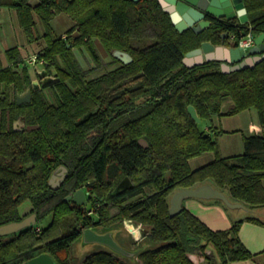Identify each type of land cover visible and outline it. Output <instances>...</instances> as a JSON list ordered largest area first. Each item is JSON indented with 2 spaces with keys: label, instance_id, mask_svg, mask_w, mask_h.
Segmentation results:
<instances>
[{
  "label": "trees",
  "instance_id": "trees-1",
  "mask_svg": "<svg viewBox=\"0 0 264 264\" xmlns=\"http://www.w3.org/2000/svg\"><path fill=\"white\" fill-rule=\"evenodd\" d=\"M37 1L0 0V7L16 11L30 43L38 39L36 18L43 25L47 45L38 57L46 62L43 74L57 80L51 87H34L18 47L6 51L7 64L0 57V227L23 221L26 201L38 220L0 236V264H25L45 254L56 264H74L71 251L84 230L110 231L124 221L145 226L155 247L139 252L135 263L104 248L85 255L81 264L255 260L239 238L243 220L214 231L186 208L172 217L169 196L212 181L236 202L264 206V133L245 137L243 154L221 157L218 143L188 113L195 107L203 121L255 109L264 129V60L229 73L219 61L193 67L184 62L205 42L233 40L239 46L250 31L256 38L264 34V0H243L247 23L208 17L211 26L201 33L179 32L159 0ZM62 13L75 26L55 37L51 22ZM96 40L120 66L93 78L102 61ZM75 50L85 51L96 66L84 68ZM116 50L133 61L122 63ZM28 89L31 102L19 105L17 95ZM227 101L233 105L223 113ZM19 120L23 128L15 127ZM209 152L215 159L193 170L190 161ZM59 168L67 173L54 188L50 179ZM80 190L86 206L66 201ZM51 215L50 225L38 230ZM67 216L73 223L59 234Z\"/></svg>",
  "mask_w": 264,
  "mask_h": 264
},
{
  "label": "water",
  "instance_id": "water-1",
  "mask_svg": "<svg viewBox=\"0 0 264 264\" xmlns=\"http://www.w3.org/2000/svg\"><path fill=\"white\" fill-rule=\"evenodd\" d=\"M135 2L139 0H134ZM160 4L166 12L171 15L176 29L183 33L192 29L195 33H201L211 26V21L208 17L214 19H225L232 21L239 19L242 24L249 21L248 12L243 0H159ZM228 35L224 36L227 37ZM215 46L210 42L202 44L201 48L189 52L184 62L188 67H193L195 64L204 62L202 58L193 59L194 56H200L202 53L214 51ZM233 62L234 66L222 65L224 72L229 73L239 71L247 68H253L264 60V34L256 38V44L251 49H245L241 46L233 48ZM114 56L121 60L124 64H130L133 58L130 54L116 50ZM214 60L212 55H208L206 61ZM46 76V74H42ZM57 80H51L45 86L53 85ZM34 87L38 88L39 84L34 82ZM32 99V91L28 89L26 92L17 95V103L22 105L30 103ZM188 113L192 119L200 124L202 122L197 110L193 106L188 107ZM140 143L147 147L148 144L145 140ZM66 171V169H64ZM201 199V200H218L222 201L228 208L237 209L243 208L241 203L232 202L229 197L221 190L215 188L210 183H205L194 188L182 189L176 191L170 200V215L173 217L183 210V201L185 199ZM72 200L78 205L86 206L87 199L83 190L78 191L73 197L70 196L66 201ZM37 216L34 214L31 217L25 218L21 222H14L0 227V236H6L18 233L30 226L35 225ZM119 230L114 229L110 231L100 232L96 229L84 230L81 240L87 245H98V247L106 248L122 257L130 259L132 263L137 260L139 252L136 249H130L125 246L121 240L118 239ZM25 264H56L49 255H41Z\"/></svg>",
  "mask_w": 264,
  "mask_h": 264
},
{
  "label": "rangeland",
  "instance_id": "rangeland-1",
  "mask_svg": "<svg viewBox=\"0 0 264 264\" xmlns=\"http://www.w3.org/2000/svg\"><path fill=\"white\" fill-rule=\"evenodd\" d=\"M33 4H37V0H32ZM37 21V40L30 43L22 28L19 25V21L17 18V13L13 9L2 8L0 7V57L3 58L4 62L7 64L6 60V51L12 47H18L23 57L28 59L32 55L39 54L47 45L43 34L45 33L43 25L36 18ZM75 26V22L65 13L58 15L51 22L52 31L55 37H63L66 36L67 32ZM232 41V40H231ZM96 42V47L98 49V53L102 58L101 66L98 68L97 74L93 76V78L100 77L104 75L106 72L119 67L120 64H116L110 54L103 45L99 41ZM77 57L82 64V66L86 69L94 68L96 65L92 62L90 56L83 51L81 53L79 50H75ZM42 67L29 66L30 74L33 78L34 82H37L39 85L45 84L52 77L50 75L43 76ZM47 95L50 96L52 93L50 90L46 91ZM10 98L14 99V93L10 91ZM227 108H225V111ZM255 110V109H253ZM256 111V110H255ZM254 111V112H255ZM257 112V111H256ZM242 121V122H241ZM199 125V129L204 132L206 135L210 136L214 141H216L219 145V155L221 157H229V155H241L244 153V138L250 137L254 135H261L264 131L263 127L260 125L259 118L255 115H250L249 113H245L240 115L239 117L235 116H215L211 119L203 120ZM16 128H23L24 123L22 121H17L15 123ZM233 131L226 133L224 132L222 135L221 131ZM212 159L215 158V154L213 152H209ZM207 155V154H206ZM206 155L200 157L195 162L199 165H204L207 162ZM204 164H201V163ZM210 162V161H209ZM194 164V162H193ZM194 168L193 170H195ZM198 169V168H197ZM67 170L64 171L63 168H59L51 177L50 184L54 188L58 187L65 178ZM180 190V189H179ZM175 190L174 192H176ZM174 192L169 196V200L173 196ZM188 204V200L185 201V205ZM21 215L24 218L31 217L34 215V208L30 201H26L20 208ZM53 216H49L41 225L38 227L41 230L43 227H48L52 222ZM74 218L71 216H67L63 219L60 224L59 234H62L66 229L69 228V225L73 223ZM38 220L35 224H37ZM133 227L132 231L130 227ZM37 227V228H38ZM119 236L123 242L131 245L134 249L137 248L138 251H144L148 249H152L155 247L150 241L147 240V229L143 225H139L133 221H124L122 226L118 227ZM103 249L98 247V245H85L83 241L80 239L76 242L72 248L71 255L74 260V264H81L83 257L89 253H92L96 250ZM212 250V249H211ZM210 251V250H209ZM215 252V251H214ZM216 253V252H215ZM130 263V261H128Z\"/></svg>",
  "mask_w": 264,
  "mask_h": 264
},
{
  "label": "crops",
  "instance_id": "crops-1",
  "mask_svg": "<svg viewBox=\"0 0 264 264\" xmlns=\"http://www.w3.org/2000/svg\"><path fill=\"white\" fill-rule=\"evenodd\" d=\"M233 42L234 41L232 40L227 45H217V46L214 45L215 46L214 51L208 53H202L200 56H194L193 59L196 60L197 58L200 57L204 61H206L207 56L212 55L214 57V61H219L222 63V65L226 64L232 67L236 64L233 62V58H234L233 48L235 47L233 45ZM232 105L233 103L231 101H227L226 103H224L223 113L228 112V110L232 107ZM225 108H227L226 111ZM254 111L255 110L253 109L244 111L236 115L235 118L245 113H249L250 115H255L256 117L259 118L258 112L256 111L254 112ZM224 132L229 133L233 131L225 130ZM206 154L204 155H206V157L208 158L207 159L208 163L209 161L211 162L212 160L215 159L214 157L212 159L210 154L208 153ZM232 156L235 155H229V157ZM200 157L192 159L190 161V165L192 169L194 168L197 169L203 166L195 162L197 159H200ZM201 164L204 163L202 162ZM207 183H210L215 188H217L212 181ZM263 185H264V181H263ZM223 192L229 197V199L232 202L241 203L234 201L231 198V195L228 191H223ZM186 200H188L187 205H185ZM243 205H244L243 208L230 209L223 202L221 203L218 200H201L195 198L185 199L182 204L183 208L188 209L192 214L198 217L202 222H204L210 229L214 231L230 230L235 222L239 220H243L244 223L241 226L239 238L243 243V245L252 254L257 255V257L255 260L237 261V262H231L229 264H264V206L249 208L245 204ZM247 218L257 219L261 223L259 224L256 222L246 221ZM118 239L122 241L121 236H118ZM122 243L128 248L134 249L133 247H131V245H128L123 241ZM200 264H203L202 260H200Z\"/></svg>",
  "mask_w": 264,
  "mask_h": 264
},
{
  "label": "built area",
  "instance_id": "built-area-1",
  "mask_svg": "<svg viewBox=\"0 0 264 264\" xmlns=\"http://www.w3.org/2000/svg\"><path fill=\"white\" fill-rule=\"evenodd\" d=\"M255 44H256V36L253 34L252 31H250L246 36L242 37L238 41V45L245 48V49H251L255 46ZM26 63L29 66L31 65V66L42 67V68H44L46 65V62L44 60L39 59L38 54L33 55L30 58L26 59ZM43 72H42V74H43ZM52 78H54V77H52Z\"/></svg>",
  "mask_w": 264,
  "mask_h": 264
},
{
  "label": "flooded vegetation",
  "instance_id": "flooded-vegetation-1",
  "mask_svg": "<svg viewBox=\"0 0 264 264\" xmlns=\"http://www.w3.org/2000/svg\"><path fill=\"white\" fill-rule=\"evenodd\" d=\"M233 45L234 46H236V43H234L233 42ZM51 80H56V78H51L49 81H47L44 85H46V84H49V82L51 81ZM39 86H42V85H39ZM52 85H49V86H46V87H51ZM50 100L52 101V103L54 104V103H56V100L52 97V98H50ZM65 168H63V170H64ZM65 171V170H64ZM75 195V194H74ZM74 195H72V197L74 196ZM97 230H99L100 232H105L103 229H97Z\"/></svg>",
  "mask_w": 264,
  "mask_h": 264
},
{
  "label": "bare ground",
  "instance_id": "bare-ground-1",
  "mask_svg": "<svg viewBox=\"0 0 264 264\" xmlns=\"http://www.w3.org/2000/svg\"><path fill=\"white\" fill-rule=\"evenodd\" d=\"M130 227V229L133 231L134 230V228L133 227H131V226H129Z\"/></svg>",
  "mask_w": 264,
  "mask_h": 264
}]
</instances>
